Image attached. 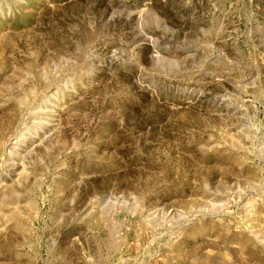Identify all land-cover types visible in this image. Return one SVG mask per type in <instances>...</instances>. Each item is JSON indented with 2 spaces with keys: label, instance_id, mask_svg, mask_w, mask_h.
Listing matches in <instances>:
<instances>
[{
  "label": "rangeland",
  "instance_id": "rangeland-1",
  "mask_svg": "<svg viewBox=\"0 0 264 264\" xmlns=\"http://www.w3.org/2000/svg\"><path fill=\"white\" fill-rule=\"evenodd\" d=\"M0 264H264V0H0Z\"/></svg>",
  "mask_w": 264,
  "mask_h": 264
}]
</instances>
